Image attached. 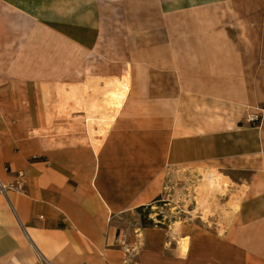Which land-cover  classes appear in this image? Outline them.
<instances>
[{"label":"crops","instance_id":"0c3cea01","mask_svg":"<svg viewBox=\"0 0 264 264\" xmlns=\"http://www.w3.org/2000/svg\"><path fill=\"white\" fill-rule=\"evenodd\" d=\"M121 1L48 0L43 18L0 0V264H264V0H127L155 17L125 38L130 84H108L92 145L99 98L77 75ZM203 166L245 194L235 223L122 224L169 169Z\"/></svg>","mask_w":264,"mask_h":264},{"label":"rangeland","instance_id":"374dc122","mask_svg":"<svg viewBox=\"0 0 264 264\" xmlns=\"http://www.w3.org/2000/svg\"><path fill=\"white\" fill-rule=\"evenodd\" d=\"M11 2L14 6H24L32 11L34 7L37 12L40 11L44 14L43 18H47L48 0H30L29 2L11 0ZM128 5V1L125 0L121 1V7L105 9L104 34L100 36L97 47H95L98 52H94L95 54L90 57L88 70L84 71V75L81 73V76L77 75L78 80L87 81L81 89L83 95H93L99 98V100L95 98L89 109H86L88 124L95 121L94 125H88V134L92 145L98 142L96 141L98 135L93 129L97 117L105 119L107 114H111L110 107L107 106L106 95L112 90V87L108 84L113 79L122 80V82L123 79H128L130 84L129 73L122 71V65L128 62L125 38L132 32L142 30L141 28L145 27L142 24L146 19L155 17L153 1L148 2L144 7H129ZM76 26L80 27V25ZM150 26L152 23H147V27L150 28ZM90 28L91 26H89ZM90 67H98L99 72L96 73L98 70L89 69ZM103 73L104 77L101 75ZM97 74H100L99 78H96ZM58 94H64V89H60ZM105 125L108 127H106L107 130L105 126L99 124V127L101 126L99 139L106 135L112 124L109 125L105 122ZM208 173H212L218 178V185L222 189L217 193H212L211 188L207 185L205 178ZM165 178L164 190L159 200L154 201L149 208L122 217V224L125 227L132 230L137 223L142 226V218L147 221L146 223L152 221L154 225L170 226L174 224L176 227H180L182 223H185L208 230L215 228L222 230L225 225L235 223L236 211L245 194L241 193L240 188L232 184L216 168L209 166L172 168L166 172ZM243 179H247V176ZM185 243L187 244L188 240Z\"/></svg>","mask_w":264,"mask_h":264},{"label":"bare ground","instance_id":"6f19581e","mask_svg":"<svg viewBox=\"0 0 264 264\" xmlns=\"http://www.w3.org/2000/svg\"><path fill=\"white\" fill-rule=\"evenodd\" d=\"M112 97L114 98L115 97V94L113 93L112 94ZM90 120V119H89ZM97 121V120H96ZM93 122H95V121H92V123L90 124V125H92L93 124ZM105 122L106 121H104L103 119H100V121H99V123H101L102 124V126L104 127L105 126V128L107 127L106 125H105ZM98 123V122H97ZM88 124V125H89ZM94 125V124H93ZM91 127V126H90ZM101 127V126H100ZM99 127V128H100ZM96 128V127H95ZM108 128V127H107ZM107 128H106V130H107ZM102 130V129H101ZM104 130V129H103ZM100 133V136H101V132H99ZM98 133V134H99ZM97 134V135H98ZM103 135V134H102ZM206 181H207V185H208V187L209 188H211V190H212V193L214 192V193H217L219 190H221L220 189V187H219V185H218V178H216L212 173H208L207 174V176H206Z\"/></svg>","mask_w":264,"mask_h":264},{"label":"trees","instance_id":"16d2710c","mask_svg":"<svg viewBox=\"0 0 264 264\" xmlns=\"http://www.w3.org/2000/svg\"><path fill=\"white\" fill-rule=\"evenodd\" d=\"M157 200H159V199H157ZM149 207H151V206H148V207H140L136 211H142L145 208H149ZM146 222L147 221H145V219H143V218L141 219V224H142V227L143 228H151V227H155V226H157V227H165V225H154L152 221H150L148 223H146Z\"/></svg>","mask_w":264,"mask_h":264},{"label":"built area","instance_id":"2783aa9c","mask_svg":"<svg viewBox=\"0 0 264 264\" xmlns=\"http://www.w3.org/2000/svg\"><path fill=\"white\" fill-rule=\"evenodd\" d=\"M258 120V118L257 117H252L251 119H250V122H255V121H257ZM5 190V188L1 185V183H0V191H4ZM43 262H44V264H51V263H49L48 261H46L45 259H43Z\"/></svg>","mask_w":264,"mask_h":264}]
</instances>
